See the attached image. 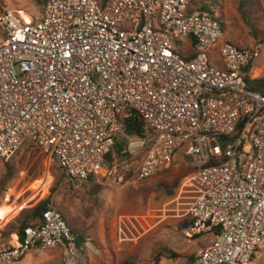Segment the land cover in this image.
<instances>
[{"label": "built area", "instance_id": "2783aa9c", "mask_svg": "<svg viewBox=\"0 0 264 264\" xmlns=\"http://www.w3.org/2000/svg\"><path fill=\"white\" fill-rule=\"evenodd\" d=\"M192 1L45 0L37 21L6 10L0 16V159L32 142L70 181L101 174L126 185L167 171L181 149L191 168L180 185V194L191 198L186 235L212 236L192 264H250L264 246V93L246 78L261 47L226 43L216 66L211 52L223 26L215 15L192 9ZM182 37L192 45L187 55L176 48ZM128 111L143 119V136L125 133L119 118ZM120 138L123 174L117 163L104 168ZM118 232L122 244V224ZM59 247L74 249L77 239L51 206L40 223L0 249V264Z\"/></svg>", "mask_w": 264, "mask_h": 264}, {"label": "rangeland", "instance_id": "374dc122", "mask_svg": "<svg viewBox=\"0 0 264 264\" xmlns=\"http://www.w3.org/2000/svg\"><path fill=\"white\" fill-rule=\"evenodd\" d=\"M44 4L42 0H0V16L9 9L23 10L37 21ZM201 6L223 26V36L211 52L215 65L222 64L220 50L226 43L249 49L260 45V56L249 66L248 74L258 76V69L264 73V0H193L190 4L192 9ZM176 48L187 55L192 51L190 39H178ZM121 111V115L126 113L124 108ZM181 151L167 171L135 184L117 185L101 174L92 180L70 181L50 154L27 142L10 159H0V249L14 243L22 222L49 198L80 240V248L33 249L12 264H121L126 260L192 264L212 236L188 238L190 229L181 227L188 220L186 209L191 202L188 195L180 194L181 182L191 172L190 159L183 158ZM125 161L121 152H111L104 168L109 171L117 163L118 173L123 174ZM131 169L124 174L128 180L134 166ZM120 224L127 239L122 244ZM250 264H264V246L257 249Z\"/></svg>", "mask_w": 264, "mask_h": 264}, {"label": "trees", "instance_id": "16d2710c", "mask_svg": "<svg viewBox=\"0 0 264 264\" xmlns=\"http://www.w3.org/2000/svg\"><path fill=\"white\" fill-rule=\"evenodd\" d=\"M42 2H45V0H42ZM201 10L203 11H207L210 14H212L210 12V10L206 7V6H201L200 7ZM214 15V14H212ZM249 69V67H248ZM247 69V71H248ZM248 81V86L255 90V91H259L261 93H264V77L261 78H256V79H252L250 78V76H248L247 78ZM129 115L126 118H119L120 123H122V125L124 126L125 129V133L128 136H143L145 133V123L143 121V119L136 114L134 111H128ZM124 148V142L117 140L116 141V145L112 151L113 152H118L120 153ZM89 180H92L91 178ZM51 207V202L50 199H46L44 201H42L39 205H37L33 212L31 213V215L29 216L28 219H25L22 224L19 226V229L17 231V235L18 236H22L23 231L26 227L31 226V225H35L41 222L42 219V215L43 212L46 211L47 209H49ZM33 218V219H30ZM38 219V220H37ZM33 220H37L36 222L34 221L32 223ZM192 226V222L191 220H185L184 223H182L181 227L183 230L189 229ZM218 232V230L216 231ZM75 235V233H73ZM76 236V235H75ZM77 239V248H80V240L76 237ZM121 264H134L132 261L130 260H126Z\"/></svg>", "mask_w": 264, "mask_h": 264}, {"label": "crops", "instance_id": "0c3cea01", "mask_svg": "<svg viewBox=\"0 0 264 264\" xmlns=\"http://www.w3.org/2000/svg\"><path fill=\"white\" fill-rule=\"evenodd\" d=\"M258 72L260 73L258 76H255V74L254 75H250V76H252V77H257V78H261V77H264V73H261V71H259V69H258ZM189 238V237H188ZM14 240V239H13ZM60 248H65V247H60ZM57 249V248H56Z\"/></svg>", "mask_w": 264, "mask_h": 264}, {"label": "bare ground", "instance_id": "6f19581e", "mask_svg": "<svg viewBox=\"0 0 264 264\" xmlns=\"http://www.w3.org/2000/svg\"><path fill=\"white\" fill-rule=\"evenodd\" d=\"M26 16V15H25ZM26 18L29 20V17L28 16H26Z\"/></svg>", "mask_w": 264, "mask_h": 264}]
</instances>
